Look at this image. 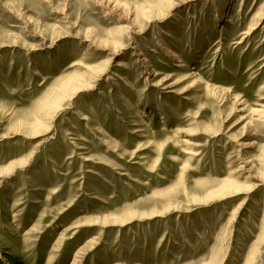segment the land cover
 <instances>
[{"label": "rangeland", "instance_id": "1", "mask_svg": "<svg viewBox=\"0 0 264 264\" xmlns=\"http://www.w3.org/2000/svg\"><path fill=\"white\" fill-rule=\"evenodd\" d=\"M0 264H264V0H0Z\"/></svg>", "mask_w": 264, "mask_h": 264}, {"label": "bare ground", "instance_id": "2", "mask_svg": "<svg viewBox=\"0 0 264 264\" xmlns=\"http://www.w3.org/2000/svg\"><path fill=\"white\" fill-rule=\"evenodd\" d=\"M168 56L172 57V56H175V54H173L171 51H168ZM123 62L121 63H118L117 65L118 66H122ZM81 87V86H80ZM82 88V87H81ZM79 91V90H78ZM254 186V185H253Z\"/></svg>", "mask_w": 264, "mask_h": 264}]
</instances>
